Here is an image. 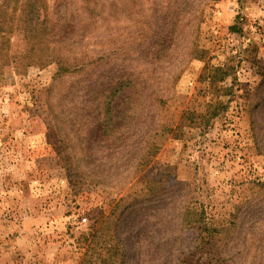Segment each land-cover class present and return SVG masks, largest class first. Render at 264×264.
Wrapping results in <instances>:
<instances>
[{
  "label": "rangeland",
  "instance_id": "1",
  "mask_svg": "<svg viewBox=\"0 0 264 264\" xmlns=\"http://www.w3.org/2000/svg\"><path fill=\"white\" fill-rule=\"evenodd\" d=\"M43 1L52 61L30 65L21 30L6 44L25 62L0 61V264H79L119 199L124 264H264V0H206L196 55L165 91L172 60L152 70L148 35L177 27L182 0ZM83 57L104 60L56 75ZM124 73L140 93L114 92Z\"/></svg>",
  "mask_w": 264,
  "mask_h": 264
},
{
  "label": "trees",
  "instance_id": "2",
  "mask_svg": "<svg viewBox=\"0 0 264 264\" xmlns=\"http://www.w3.org/2000/svg\"><path fill=\"white\" fill-rule=\"evenodd\" d=\"M10 1L11 0H3L0 3V37L3 40V42L0 43V61L7 63L6 61L12 56L8 53L6 44L7 39L13 31L21 30L24 33L25 42L30 46L27 51L28 54L32 50L29 61L30 65L34 63L43 64L45 61L51 62L52 59H50L49 56L52 51L49 50V45L42 41L44 36L50 34V31H47L45 22L40 20L39 11L44 1L15 0L14 7L8 10ZM205 5H207L206 0H204L201 5L199 3H194V0H182L181 4L177 3V13L173 14L172 17V19L177 22L176 28H153L149 30L151 35L147 34L148 37H151L150 42H148L149 60L147 63L152 70L157 69V67L163 63L164 59L169 57L172 60L171 63L167 62V64H165L167 65L166 69L168 71L166 72L168 74V79L162 86V90L164 91L173 87V83L196 55L200 23L203 18V8ZM235 28V25L231 26L232 30H235ZM52 34L53 33H51V36H53ZM24 59V54H17L12 56L11 62L18 66L25 62ZM103 60L104 59L99 57H83V59L81 58L74 63L70 61H58L56 75H63L67 71L86 73V70H91ZM170 64H172V68L169 67ZM262 74L264 77V73ZM218 76L219 75L215 74L212 78L214 79ZM97 80L98 78L95 80L96 84ZM123 80H125V83ZM115 82H118V88H114V92L120 87L127 85L137 93H140L143 89V83L131 73H124V75L119 76ZM215 82V80L208 82V88H213ZM112 84L114 83H110L109 81L104 83L106 87L102 89L100 94L105 95L107 92L109 93L112 89ZM163 100V97L155 96L154 100L150 101L149 105L155 103L161 104ZM110 102L111 97L108 101H103L100 106V108H103L109 121V125H107L105 132L118 128L115 126L110 129L112 120ZM211 115L215 116L216 112L211 113ZM179 126L180 124L177 125V127ZM121 201L122 199L117 200L113 208L110 209L107 214L101 212L97 215L88 232L82 236L84 251L82 252L79 264H124L127 251L116 228V221L120 218V214L117 213V208ZM128 205L129 204H126L123 208L128 207ZM203 224L200 231L201 234L205 232V236H201V243L204 241L205 237L210 239L208 236L211 234L210 228L206 223Z\"/></svg>",
  "mask_w": 264,
  "mask_h": 264
}]
</instances>
